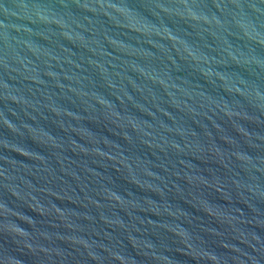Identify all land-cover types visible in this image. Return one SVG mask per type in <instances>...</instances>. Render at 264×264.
Instances as JSON below:
<instances>
[{
    "label": "water",
    "instance_id": "water-1",
    "mask_svg": "<svg viewBox=\"0 0 264 264\" xmlns=\"http://www.w3.org/2000/svg\"><path fill=\"white\" fill-rule=\"evenodd\" d=\"M0 264H264V0H0Z\"/></svg>",
    "mask_w": 264,
    "mask_h": 264
}]
</instances>
